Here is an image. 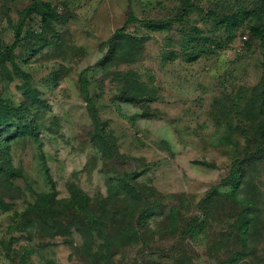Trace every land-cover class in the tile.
Here are the masks:
<instances>
[{"label": "rangeland", "instance_id": "374dc122", "mask_svg": "<svg viewBox=\"0 0 264 264\" xmlns=\"http://www.w3.org/2000/svg\"><path fill=\"white\" fill-rule=\"evenodd\" d=\"M40 1L0 0V264H264V0Z\"/></svg>", "mask_w": 264, "mask_h": 264}, {"label": "trees", "instance_id": "16d2710c", "mask_svg": "<svg viewBox=\"0 0 264 264\" xmlns=\"http://www.w3.org/2000/svg\"><path fill=\"white\" fill-rule=\"evenodd\" d=\"M30 13H36L40 17V23H41L42 27L45 26L49 21H56L57 22L60 20V16L51 9V5L49 3H46V2H43L40 0H31V7L26 11V15H28ZM22 21L20 22V24L18 25V28L16 30V35H15V40H14V43L16 45L19 42H21L20 30H21V27H22L23 22H24V21L23 22ZM138 23H140V20L133 17L132 15H129L127 20L125 21L126 25L138 24ZM121 31L122 30H120L118 32H121ZM4 55H5V51L0 54V57H2ZM88 103L90 105H92L91 101H89ZM126 177H128V176H126ZM134 177H135L134 174L129 175V179H132ZM76 200H77V198H76ZM48 204H49L48 209H46L44 207L45 205L42 206L41 209L43 210L44 213L48 214L50 219H52V220H56L57 215L63 214L62 212L66 211L64 209V205H65L64 204V205H61L62 209L60 212H58V213L55 211L53 212L54 206H53V198L52 197H50V199L48 200ZM83 211H86V208ZM114 220H115V222L112 220V223H115V225H116L118 223V221L115 218H114Z\"/></svg>", "mask_w": 264, "mask_h": 264}]
</instances>
